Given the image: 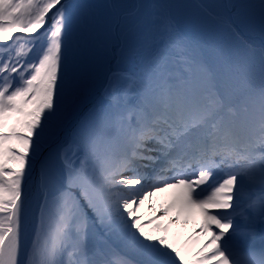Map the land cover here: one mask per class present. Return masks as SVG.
<instances>
[{
  "label": "snow or ice",
  "instance_id": "1",
  "mask_svg": "<svg viewBox=\"0 0 264 264\" xmlns=\"http://www.w3.org/2000/svg\"><path fill=\"white\" fill-rule=\"evenodd\" d=\"M0 264H264V0H0Z\"/></svg>",
  "mask_w": 264,
  "mask_h": 264
},
{
  "label": "trees",
  "instance_id": "2",
  "mask_svg": "<svg viewBox=\"0 0 264 264\" xmlns=\"http://www.w3.org/2000/svg\"><path fill=\"white\" fill-rule=\"evenodd\" d=\"M130 1L132 2V0ZM92 2L99 3V2H103V0H92ZM162 2L176 4V0H162ZM179 15L186 29L195 38L204 39L208 33L215 34V29L212 26L207 25L204 21H202L199 18L198 13L195 19L187 18V16H182L181 14Z\"/></svg>",
  "mask_w": 264,
  "mask_h": 264
},
{
  "label": "rangeland",
  "instance_id": "3",
  "mask_svg": "<svg viewBox=\"0 0 264 264\" xmlns=\"http://www.w3.org/2000/svg\"><path fill=\"white\" fill-rule=\"evenodd\" d=\"M197 3H209V1L208 0H176V5L194 6ZM176 11L182 16H187V18H192V19H195L198 13V10L195 7H182L177 9ZM191 234L192 231L184 232L185 236H190Z\"/></svg>",
  "mask_w": 264,
  "mask_h": 264
},
{
  "label": "bare ground",
  "instance_id": "4",
  "mask_svg": "<svg viewBox=\"0 0 264 264\" xmlns=\"http://www.w3.org/2000/svg\"><path fill=\"white\" fill-rule=\"evenodd\" d=\"M209 2H212V0H208ZM166 196V194H163L162 196H161V201L163 200V198ZM142 211V213H143V211H144V209H142L141 210ZM196 223L198 224L199 223V220H198V218H197V221H196ZM196 225H194V224H192V223H189L188 225H187V227L186 228H184V232H186V231H192L193 230V228L195 227Z\"/></svg>",
  "mask_w": 264,
  "mask_h": 264
}]
</instances>
